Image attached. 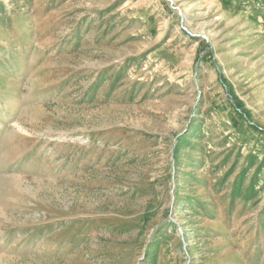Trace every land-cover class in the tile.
Returning <instances> with one entry per match:
<instances>
[{"label": "rangeland", "instance_id": "obj_1", "mask_svg": "<svg viewBox=\"0 0 264 264\" xmlns=\"http://www.w3.org/2000/svg\"><path fill=\"white\" fill-rule=\"evenodd\" d=\"M0 264H264V0H0Z\"/></svg>", "mask_w": 264, "mask_h": 264}]
</instances>
